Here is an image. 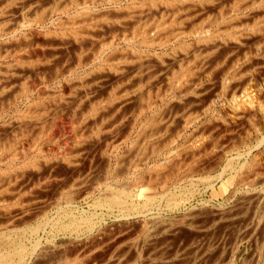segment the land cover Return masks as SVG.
I'll return each instance as SVG.
<instances>
[{
    "label": "rangeland",
    "instance_id": "rangeland-1",
    "mask_svg": "<svg viewBox=\"0 0 264 264\" xmlns=\"http://www.w3.org/2000/svg\"><path fill=\"white\" fill-rule=\"evenodd\" d=\"M129 1L0 0V259L264 264V0Z\"/></svg>",
    "mask_w": 264,
    "mask_h": 264
},
{
    "label": "bare ground",
    "instance_id": "bare-ground-1",
    "mask_svg": "<svg viewBox=\"0 0 264 264\" xmlns=\"http://www.w3.org/2000/svg\"><path fill=\"white\" fill-rule=\"evenodd\" d=\"M83 1H84V0H83ZM97 1H98V0H97ZM130 1H131V0H130ZM130 1H129V2H130ZM171 1H172V0H171ZM179 1H180V0H179ZM179 1H178V2H179ZM182 1H184V0H182ZM152 2H153V1H152ZM159 2H160V1L158 0V3H159ZM187 2H188V1H187ZM191 2H192V1H191ZM191 2H190V3H191ZM195 2H196V1H195ZM200 2H201V1H200ZM235 2H236V0H235ZM82 3H83V2H82ZM146 3H148V1H147ZM146 3H144V5H145ZM158 3H157V4H158ZM167 3H168V1H167ZM170 3H171V2H170ZM174 3H175V2H173V4H174ZM181 3H182V2H181ZM198 3H199V2H198ZM201 3H203V2H201ZM201 3H200V4H201ZM149 4H150V3H149ZM154 4H156V3H154ZM184 4H185V6H186V4H188V3L185 2ZM203 4H205V3H203ZM210 4H211V3H210ZM228 4H229V3H228ZM241 4H242V3H241ZM139 5H140V4H139ZM147 5H148V4H147ZM219 5H220V3H219ZM219 5H217V6H219ZM221 5H222V4H221ZM248 5H249V4H248ZM134 6H135V3H134ZM149 6H150V5H149ZM156 6H157V5H156ZM173 6H174V5H173ZM189 6H192V4H189ZM189 6H188V7H189ZM204 6H205V5H204ZM215 6H216V5H215ZM217 6H216V7H217ZM246 6H247V4H246ZM53 7H54V6H53ZM66 7H67V6H66ZM141 7H142V6H141ZM178 7H179V6H178ZM211 7H212V6H211ZM134 8H135V7H134ZM138 8H140V7H138ZM144 8H145V6H144ZM155 8H156V7H155ZM157 8H158V6H157ZM193 8H195V7H193ZM197 8H198V7H197ZM213 8H214V6H213ZM217 8H218V7H217ZM51 9H52V8H51ZM57 9H58V8H57ZM119 9H120V8H119ZM119 9H118V10H119ZM178 9H180V8H178ZM178 9H177V10H178ZM184 9H186V7L183 8V10H184ZM190 9H192V7H191ZM204 9H206V8H204ZM204 9H203V10H204ZM235 9H236V8H235ZM238 9H239V8H238ZM43 10H44V9H43ZM143 10H144V9H143ZM157 10H158V9H157ZM161 10H162V9H161ZM193 10H194V12L198 11V10L195 11V9H193ZM209 10H211V9H209ZM225 10H226V9H225ZM240 10H241V9H240ZM134 11H135V10H134ZM146 11H147V10H146ZM167 11H169V10H167ZM187 11H188V10H187ZM187 11H185L184 13H186ZM40 12H41V11H40ZM118 12H119V11H118ZM128 12H129V11H128ZM136 12H137V11H136ZM138 12H139V11H138ZM169 12H171V10H170ZM169 12H168V13H169ZM190 12H191V11H189V14H190ZM203 12H205V11H203ZM254 12H255V10H254ZM126 13H127V12H126ZM155 13H156V12H155ZM164 13H165V12H164ZM191 13H192V12H191ZM196 13H197V12H196ZM201 13H202V12H201ZM205 13H207V12H205ZM212 13H213V12H212ZM38 14H39V13H38ZM49 14H50V13H49ZM139 14H140V13H139ZM161 14H162V13H161ZM170 14H171V13H170ZM182 14H183V13H182ZM187 14H188V13H187ZM192 14H193V13H192ZM199 14H200V13H199ZM199 14H198V15H199ZM213 14H215V13H213ZM74 15H75V14H74ZM117 15H118V14H117ZM132 15H133V14H132ZM163 15H164V14H163ZM180 15H181V14H180ZM180 15H179V16H180ZM184 15H185V14H184ZM193 15H195V14H193ZM193 15H190V16H189V15H186V16H187V17H188V16H189V17H192ZM203 15H204V14H203ZM253 15H254V14H253ZM91 16H92V15H91ZM114 16H115V15H114ZM124 16H125V15H124ZM129 16H130V15H129ZM133 16H134V15H133ZM164 16H165V15H164ZM166 16H167V15H166ZM170 16H172V15H170ZM173 16H174V15H173ZM176 16H178V15H176ZM179 16H178V17H179ZM186 16H185V17H186ZM205 16H206V15H205ZM207 16H208V15H207ZM103 17H104V16H103ZM117 17H118V16H117ZM139 17H140V16H139ZM139 17H138V19H140ZM146 17H147V16H146ZM156 17H157V16H156ZM185 17H183V18H185ZM196 17H197V15H196ZM201 17H202V16H201ZM235 17H236V16H235ZM41 18H42V17H41ZM76 18H77V16H76ZM82 18H83V17H82ZM95 18H96V17H95ZM135 18H136V17H135ZM183 18H182V19H183ZM92 19H93V18H92ZM138 19H137V20H138ZM148 19H149V18H148ZM163 19H164V18H163ZM192 19H195V18H192ZM204 19H205V18H203V20H204ZM126 20H127V19H126ZM158 20H159V19H158ZM165 20L167 21V19H165ZM165 20H164V21H165ZM168 20H169V19H168ZM174 20H175V19H174ZM177 20H178V19H176L175 21H176V22H179V21H180V20H179V21H177ZM201 20H202V19H201ZM67 21H68V20H67ZM81 21H82V20H81ZM149 21H150V20H149ZM164 21H163V23H164ZM210 21H211V20H210ZM253 21H254V20H253ZM255 21H256V20H255ZM70 22L72 23V20H71ZM75 22H76V21H75ZM83 22H84V21H83ZM140 22H141V21H140ZM144 22H145V21H144ZM154 22H155V21H154ZM157 22H159V21H157ZM157 22H156V23H157ZM184 22H185V21H184ZM184 22H183V23H184ZM205 22H206V21H205ZM230 22H231V21H230ZM6 23H7V22H6ZM64 23H65V22H64ZM80 23H81V22H80ZM192 23H193V22H192ZM199 23H200V21H199ZM212 23H213V22H212ZM214 23H215V22H214ZM74 24H77V23H74ZM140 24H141V26H142V23H140ZM153 24H154V23H153ZM178 24H179V23H178ZM68 25H69V24H68ZM70 25H72V24H70ZM146 25H147V24H146ZM187 25H188V24H187ZM233 25H234V24H233ZM235 25H236V24H235ZM73 26H74V25H73ZM159 26H161V25H159ZM106 27H107V26H106ZM143 27H144V25H143ZM170 27H171V26H170ZM189 27H191V26H189ZM196 27H197V26H196ZM196 27H195V28H196ZM112 28H113V27H112ZM117 28H118V27H117ZM179 28H180V27H179ZM195 28H194V29H195ZM200 28H201V27H200ZM203 28H204V26H203ZM232 28H233V27H232ZM87 29H88V28H87ZM103 29H104V28H103ZM144 29H145V28H144ZM148 29H149V28H148ZM152 29H153V28H152ZM167 29H168V27H167ZM191 29L193 30L192 33H195V32L198 30V29H197V30H194L193 28H191ZM201 29H202V28H201ZM217 29H218V28H217ZM230 29H231V28H229L228 30H230ZM233 29H234V28H233ZM257 29H258V28H257ZM257 29L254 30V31H257ZM84 30H85V29H84ZM140 30H141V31H140ZM140 30H139V31L137 30V32H136V33H138V36H140V34L143 33V32H142V27H141ZM163 30H164V29H163ZM76 31H77V30H76ZM76 31H75V32H76ZM144 31H145V30H144ZM161 31H162V30H161ZM179 31H182V29H181V30H178L177 32H179ZM194 31H195V32H194ZM58 32H59V31H58ZM77 32H78V31H77ZM156 32H157V31H156ZM162 32H163V31H162ZM177 32L175 31V33H177ZM183 32H184V31H183ZM183 32H181V33H183ZM213 32H214V31H213ZM215 32H217V31H215ZM64 33H66V32H64ZM150 33H151V31H150ZM160 33H161V32H160ZM160 33H159V35H161ZM164 33H166V32H164ZM179 33H180V32H179ZM181 33H180V34H181ZM185 33H186V32H185ZM188 33H189V32H188ZM190 33H191V31H190ZM197 33H198V32H197ZM206 33H207V32H206ZM231 33H232V32H231ZM231 33H230V34H231ZM114 34H115V33H114ZM151 34H152V33H151ZM173 34H174V32H173ZM186 34H187V33H186ZM62 35L64 36L63 33H62ZM136 35H137V34H136ZM143 35H144V34H143ZM157 35H158V34H157ZM157 35H156V39H157V41H158V40H159V39H158V38H159V35H158V37H157ZM176 35L178 36V34H176ZM176 35H175V37H176ZM182 35H184V34H182ZM189 35H191V34H189ZM189 35H188V36H189ZM201 35H202V34H201ZM234 35H235V34H234ZM75 36H76V35H75ZM134 36H135V35H134ZM144 36H145V35H144ZM161 36H162V35H161ZM165 36H166V35H165ZM168 36H169V35H168ZM188 36H187V37H188ZM262 36H263V35H262ZM103 37H104V36H103ZM126 37H127V36H126ZM136 37H137V36H136ZM163 37H164V36H163ZM190 37H191V36H190ZM226 37H227V36H226ZM229 37H231V35H230ZM26 38H27V37H26ZM116 38H117V37H116ZM128 38H129V37H128ZM128 38H126V39H128ZM165 38H167V36H166ZM171 38H172V37H170L169 39H171ZM173 38H174V36H173ZM236 38H237V36H236ZM43 39H44V38H43ZM144 39H145V38H144ZM153 39H154V38L152 37V40H153ZM208 39H209V38H208ZM240 39H241V38H240ZM259 39H260V38H259ZM26 40H27V39H26ZM78 40H79V39H78ZM145 40H147V39H145ZM160 40H161V38H160ZM167 40H168V39H167ZM172 40H173V39H172ZM218 40H219V39H218ZM225 40H226V39H225ZM230 40H231V39H230ZM57 41H58V40H57ZM66 41H67V40H66ZM124 41H125V40H124ZM141 41H142V40H141ZM143 41H144V40H143ZM163 41H164V38H163ZM163 41H161V42H163ZM169 41H170V40H168L167 43H168ZM193 41H194V40H193ZM196 41H197V40H196ZM227 41H228V40H227ZM30 42H31V41H30ZM101 42H102V41H101ZM144 42H145V41H144ZM146 42H149V41L147 40ZM150 42H151V39H150ZM150 42H149V43H150ZM154 42H155V41H154ZM158 42H159V41H158ZM158 42H156V43H158ZM204 42H205V41H204ZM235 42H236V41H235ZM31 43H32V42H31ZM34 43H35V42H34ZM75 43H76V42H75ZM77 43H78V42H77ZM183 43H185V42H183ZM202 43H203V42H202ZM224 43H225V42H224ZM43 44H44V43H43ZM58 44H59V43H58ZM102 44H103V43H102ZM104 44H105V43H104ZM158 44H160V43H158ZM163 44L165 45V43H163ZM200 44H201V43H200ZM200 44H199V45H200ZM244 44H245V43H244ZM25 45H26V44H25ZM33 45H34V44H33ZM79 45H80V44H79ZM93 45H94V44H93ZM180 45H181V44H180ZM188 45H189V44H188ZM214 45H215V44H214ZM219 45H221V44H219ZM233 45H234V44H233ZM87 46H88V45H87ZM150 46H151V45H150ZM207 46H208V45H207ZM209 46H210V44H209ZM209 46H208V47H209ZM221 46H222V45H221ZM228 46H229V45H228ZM257 46H258V45H257ZM82 47H84V46H82ZM92 47H93V46H92ZM182 47H183V46H182ZM204 47L206 48V45H205ZM204 47H203V48H204ZM210 47H211V46H210ZM212 47H213V45H212ZM212 47H211V49H215V48H212ZM224 47H225V46H224ZM229 47H230V46H229ZM8 48H9V47H8ZM25 48H26V47H25ZM87 48H88V47H87ZM100 48H101V47H100ZM221 48H222V47H221ZM231 48H233V47H231ZM250 48H251V47H250ZM20 49H21V48H20ZM23 49H24V48H23ZM95 49H96V48H95ZM123 49H124V48H123ZM226 49H227V48H226ZM42 50H43V49H42ZM184 50H185V49H184ZM187 50H188V49H187ZM204 50H205V49H204ZM229 50H230V49H229ZM231 50H232V49H231ZM21 51H22V50H21ZM21 51H20V52H21ZM74 51H75V50H74ZM174 51H175V50H174ZM179 51H180V50H179ZM179 51H178V52H179ZM193 51H194V50H193ZM226 51H227V50H226ZM83 52H84V51H83ZM180 52H181V51H180ZM204 52H205V51H204ZM208 52H209V51H208ZM6 53H7V51H6ZM183 53H184V52H183ZM200 53H201V52H200ZM220 53H221V51H220ZM226 53H227V52H226ZM210 54H211V53H210ZM2 55H3V53H2ZM38 55H39V54H38ZM41 55H42V54H41ZM44 55H45V53H44ZM140 55H141V54H140ZM143 55H144V54H143ZM0 56H1V55H0ZM11 56H12V55H11ZM148 56H149V55H148ZM185 56H186V55H185ZM187 56H188V55H187ZM198 56H199V55H198ZM86 57H87V56H86ZM115 57H116V56H115ZM134 57H135V56H134ZM137 57H138V56H137ZM140 57H141V56H140ZM140 57H138V58H140ZM143 57H145V56H143ZM176 57H177V56H176ZM179 57H180V55H179ZM6 58H8V57H6ZM47 58H49V57H47ZM125 58H126V57H125ZM141 58H142V57H141ZM149 58H151V57H149ZM186 58H187V57H186ZM121 59H122V58H121ZM121 59H120V60H121ZM131 59H132V58H131ZM135 59H136V58H135ZM146 59H147V58H146ZM152 59H153V58H152ZM177 59H178V58H177ZM184 59H185V58H183V60H184ZM217 59H218V58H217ZM22 60H23V59H22ZM43 60H44V59H43ZM43 60H42V61H43ZM123 60H124V59H123ZM199 60H200V58H199ZM66 61H67V60H66ZM69 61H70V60H69ZM106 61H107V60H106ZM106 61H105V62H106ZM137 61H138V60H137ZM145 61H146V60H145ZM201 61H202V60H201ZM86 62H87V61H86ZM140 62H141V61H140ZM172 62H173V61H172ZM176 62H177V61H176ZM179 62H180V61H179ZM182 62H183V61H182ZM133 63H134V62H133ZM135 63H137V62H135ZM146 63H147V62H146ZM148 63L150 64L151 62H148ZM148 63H147V64H148ZM196 63H197V62H196ZM200 63H201V62H200ZM15 64H16V63H15ZM40 64H41V63H40ZM139 64H140V63H139ZM144 64H145V62H144ZM79 65H80V64H79ZM166 65H167V64H166ZM213 65H214V64H213ZM37 66H38V65H37ZM168 66H169V65H167L166 68H168ZM181 66H182V64H181ZM23 67H24V66H23ZM143 67H145V66H143ZM148 67H149V66H148ZM209 67H210V66H209ZM182 68H183V67H182ZM194 68H195V67H194ZM146 69H148V68H146ZM150 69H151V68H150ZM160 69H161V68H160ZM0 70H1V69H0ZM34 70H35V69H34ZM109 70H110V69H109ZM141 70H142V69H141ZM202 70H203V69H202ZM36 71H37V70H36ZM113 71H114V70H113ZM113 71H112V72H113ZM161 71H162V70H161ZM9 72H10V71H9ZM12 72H13V71H12ZM159 72H160V70H159ZM176 72H178V70H177ZM179 72H180V71H179ZM190 72H191V70H190ZM13 73H14V72H13ZM44 73H45V72H44ZM116 73H117V72H116ZM157 73H158V72H157ZM186 73H187V72H186ZM188 73H189V72H188ZM48 74H49V73H48ZM136 74H137V73H136ZM178 74H179V73H178ZM145 75H146V74H145ZM209 75H210V74H209ZM41 76H42V75H41ZM176 76H177V75H176ZM8 77H9V76H8ZM146 77H147V76H146ZM170 77H171V76H170ZM26 78H27V77H26ZM135 78H136V77H135ZM173 78H174V76H173ZM47 79H48V78H47ZM126 79H127V78H126ZM180 79L182 80V78H180ZM188 79H189V78H188ZM24 81H25V80H24ZM118 81H119V80H118ZM88 82H89V81H88ZM192 82H193V81H192ZM24 83H25V82H24ZM27 83H28V82H27ZM80 83H81V82H80ZM140 83H141V82H140ZM169 83H170V82H169ZM177 83H178V82H177ZM29 85H30V84H29ZM35 85H36V84H35ZM103 85H104V84H103ZM140 85H141V84H140ZM151 85H152V84H151ZM184 85H185V84H184ZM153 86H154V85H153ZM3 87H4V86H3ZM27 87H28V86H27ZM30 87H31V86H30ZM183 87H184V86H183ZM189 87H190V86H189ZM0 88H1V87H0ZM22 88H23V87H22ZM97 88H98V87H97ZM5 89H6V88H5ZM186 89H187V88H186ZM108 90H109V89H108ZM27 91H28V90H27ZM141 91H142V90H141ZM87 92H88V91H87ZM152 92H153V90H152ZM71 93H72V92H71ZM19 94H20V93H19ZM151 94H152V93H151ZM147 95H148V94H147ZM16 96H17V95H16ZM141 96H142V95H141ZM148 96H149V95H148ZM157 96H158V94H157ZM154 97H155V96H154ZM159 98H160V97H159ZM105 99H106V98H105ZM59 100H60V99H59ZM132 100H133V99H132ZM182 100H183V99H182ZM249 100H250V99H249ZM1 101H2V100H1ZM105 101H106V100H105ZM183 101H185V100H183ZM183 101H182V102H183ZM187 101H188V100H187ZM125 102H126V101H124V103H125ZM189 102H190V101H189ZM78 103H79V102H78ZM95 103H96V102H95ZM140 103H141V102H140ZM187 103H188V102H187ZM76 104H77V103H76ZM92 104H93V103H92ZM112 104H113V103H112ZM249 104L251 105V104H253V103H249ZM31 105H33V104H31ZM36 105H37V104H36ZM253 105H254V104H253ZM49 106H50V105H49ZM92 106H93V105H92ZM139 106H140V105H139ZM150 106H151V105H150ZM237 106H238V105H237ZM239 106H240V105H239ZM241 106H242V105H241ZM34 107H36V106H34ZM148 107H149V106H148ZM250 107H252V106H250ZM140 108H141V107H140ZM167 108H168V107H167ZM236 108H237V107H236ZM241 108H242V107H241ZM247 108H248V107H247ZM88 109H89V108H88ZM108 109H109V108H108ZM115 109H116V108H115ZM239 109H240V107H239ZM243 109H244V108H242V112L245 113V112L243 111ZM31 110H32V109H31ZM251 110H252V109H251ZM23 111H24V110H23ZM27 111H28V109H27ZM27 111H26V112H27ZM164 111H165V110H164ZM237 111L240 112L241 109H240V111H239L238 108H237ZM249 111H250V109H249ZM249 111H248V112H249ZM252 111H253V110H252ZM98 112H99V111H98ZM238 112H237V113H238ZM258 112H259V110H258ZM22 113H23V112H22ZM39 113H40V112H39ZM119 113H120V112H119ZM249 113H250V112H249ZM255 113H256V112H255ZM55 114H56V113H55ZM239 114H240V113H239ZM26 115H27V114H26ZM28 115H29V114H28ZM99 115H100V112H99ZM109 115H110V114H109ZM193 115H194V114H193ZM251 115H252V114H251ZM134 116H135V115H134ZM40 117H41V116H40ZM101 117H102V116H101ZM107 117H108V116H107ZM124 117H125V116H124ZM124 117H123V118H124ZM160 117H161V116H160ZM198 117H199V116H198ZM21 118L23 119V117H21ZM24 118H25V117H24ZM252 118H253V117H252ZM256 118H257V117H256ZM118 119H119V118H118ZM118 119H117V120H118ZM262 119H263V121H264V113H263V118H262ZM18 120H19V119H18ZM31 120H32V118H31ZM250 120H251V119H250ZM32 121H33V120H32ZM72 121H73V120H72ZM152 121H153V120H152ZM17 122H18V121H17ZM256 122H257V121H256ZM147 123H148V122H147ZM153 123H154V122H153ZM151 124H152V123H151ZM97 125H98V124H97ZM37 126H38V125H37ZM42 126H43V125H42ZM21 127H22V126H21ZM28 127H29V126H28ZM31 127H32V126H31ZM49 127H50V126H49ZM22 128H23V127H22ZM106 128H107V127H106ZM157 129H158V128H157ZM92 130H93V129H92ZM19 132H20V131H19ZM27 132H28V131H27ZM29 132H30V130H29ZM15 134H16V133H15ZM39 134H40V133H39ZM100 134H101V133H100ZM144 134H145V133H144ZM141 135H142V134H141ZM175 135H176V134H175ZM81 136H82V135H81ZM179 136H180V135H179ZM32 137H33V136H32ZM124 137H126V136H124ZM138 138H139V137H138ZM145 139H146V138H145ZM174 139H175V138H174ZM9 140H10V139H9ZM166 140H167V139H166ZM169 140H170V139H169ZM32 141H34V140H32ZM159 144H160V143H159ZM5 146H7V145H5ZM27 146H28V145H27ZM33 147H34V146H33ZM146 147H147V146H146ZM164 148H165V147H164ZM195 149H196V148H195ZM69 153H70V152H69ZM8 154H9V153H8ZM3 156H5V155H3ZM18 156H19V155H18ZM146 156H147V155H146ZM14 158H15V157H14ZM131 158H132V157H131ZM183 159H184V158H183ZM172 160H173V159H172ZM189 161H190V160H189ZM256 161H257V160H256ZM32 163H33V162H32ZM34 163H35V162H34ZM34 163H33V164H34ZM35 164H36V163H35ZM72 164H73V163H72ZM187 164H188V163H187ZM237 164H239V163H237ZM28 165H29V164H28ZM235 165H236V164H235ZM30 166H31V165H30ZM35 166H36V165H35ZM25 167H26V166H25ZM161 167H162V166H161ZM164 167H165V166H163V168H164ZM239 167H240V166H239ZM255 167H256V166H255ZM210 168H211V167H210ZM241 168H242V167H241ZM26 169H27V168H26ZM174 169H175V168H174ZM234 169H235V168H234ZM172 170H173V169H172ZM242 171H243V170H242ZM196 172H197V171H196ZM196 172H195V173H196ZM199 172H200V171H199ZM248 172H249V171H248ZM9 173H10V172H9ZM156 173H157V172H156ZM158 173H159V172H158ZM164 173H165V172H164ZM244 173H245V171H244ZM15 174H16V173H15ZM167 174H168V173H167ZM258 174H259V173H258ZM263 174H264V173H263ZM0 175H1V174H0ZM13 175H14V173H13ZM162 175H163V174H162ZM170 175H171V174H170ZM155 176H156V175H155ZM167 176H168V175H167ZM47 177H48V176H47ZM152 177H153V176H152ZM152 177H151V178H152ZM164 177H165V176H164ZM240 177H242V176H240ZM240 177L237 178V179H238V180H241V179H242V181L245 182V181L243 180V178L240 179ZM8 178H9V177H8ZM10 178H11V177H10ZM40 178H41V177H40ZM245 178H247V177H245ZM6 179H7V178H6ZM152 179H153V178H152ZM162 179H163V178H162ZM263 179H264V178H263ZM156 180H157V178H156ZM165 180H166V179H165ZM245 180L247 181V179H245ZM151 181H153V180H151ZM158 181H159V180H158ZM235 181H236V180H235ZM250 181H251V180H250ZM250 181H249V183H250ZM11 182H12V181H11ZM159 182H160V181H159ZM159 182H158V183H159ZM247 182H248V181H247ZM155 183H156V182H155ZM238 183H241V182H238ZM245 183H246V182H245ZM257 183H258V182H257ZM138 184H139V183H138ZM4 185H5V184H4ZM114 186H116V185H114ZM157 186H158V185H157ZM4 188H5V187H4ZM7 191H8V190H7ZM114 191H115V190H114ZM73 192H74V191H73ZM115 192H116V191H115ZM117 192H118V191H117ZM109 194H110V193H109ZM111 195H112V194H111ZM106 196H107V195H106ZM120 196H121V195H120ZM81 197H82V196H81ZM4 198H5V197H4ZM108 198H109V197H108ZM110 198H111V197H110ZM110 198H109V199H110ZM255 198H256V197H255ZM250 199H251V198H250ZM109 201L111 202V204H117V203H119V202L121 203V198H120L119 196H115V197L111 198ZM248 201H249V200H248ZM256 201H257V200H256ZM5 202H6V201H5ZM122 202H123V201H122ZM12 203H13V202H12ZM261 203H262V202H261ZM98 204H99V203H98ZM103 204H104V203H103ZM117 205H118V204H117ZM144 206H145V205H144ZM109 208H110V207H109ZM1 209H2V208H1ZM43 210H44V209H43ZM221 214H222V213H221ZM223 215H224V214H223ZM219 216H220V215H219ZM86 219H87V218H86ZM75 220H76V219H75ZM80 222H81V221H80ZM80 222H79V223H80ZM25 223H26V222H25ZM74 223H75V222H74ZM193 223H194V222H193ZM40 224H41V223H40ZM22 225H23V224H22ZM71 225H72V224H71ZM72 226H73V225H72ZM45 227H46V226H45ZM69 227H70V226H69ZM81 227H82V226H81ZM65 228H66V227H65ZM66 229H67V228H66ZM88 229H89V228H88ZM55 230H56V229H55ZM23 233H25V232H23ZM97 235H98V234H97ZM7 237H8V236H7ZM93 237H94V236H93ZM8 238H9V237H8ZM0 239H1V238H0ZM79 239H80V238H79ZM6 240H7V239H6ZM37 241H38V240H37ZM1 242H2V240H1ZM4 242H5V241H4ZM10 242H11V241H10ZM12 242H13V241H12ZM2 243H3V242H2ZM6 244H7V243H6ZM15 244H16V243H15ZM36 244H37V243H36ZM36 244H35V245H36ZM8 245H9V244H8ZM17 245H18V244H17ZM1 246L4 247V245H2V244L0 245V247H1ZM8 247H9V246H8ZM20 247H21V246H20ZM50 248H51V247H50ZM18 249H20V248L18 247ZM20 250H21V254H19V256H20L21 258H23V257H24V255H23V250H22V249H20ZM35 250H36V249H35ZM35 250H34V252H35ZM9 251H10V250H9ZM15 251H16V250H15ZM17 251H19V250H17ZM32 251H33V250H32ZM57 251H58V250H57ZM6 252H8V251H6ZM13 253H14V252H13ZM13 253L10 254V253L8 252L7 255H8V254L12 255ZM19 253H20V251H19ZM25 253H26V252H25ZM1 254H3V253H1ZM14 254H15V253H14ZM17 254H18V252H17ZM47 254H48V253H47ZM58 254H59V253H58ZM62 254H63V253H62ZM3 255H4V254H3ZM21 255H22V256H21ZM27 255H28V254H27ZM31 255H32V254H31ZM79 255H81V254H79ZM4 256H5V255H4ZM4 256L1 255L0 264H3V262H4V264L10 262V261H9V262H5V260H3V258H2V257H4ZM12 256H13V255H12ZM12 256H9V257L7 256L6 259H8V258H10V257H12ZM15 256H16V255H15ZM39 256H41V255H39ZM44 256H45V255H44ZM50 256H51V255H50ZM76 256H77V255H76ZM30 257H31V256H30ZM45 257H46V256H45ZM77 257H78V256H77ZM12 258H13V257H12ZM24 258H25V257H24ZM65 258H66V256H65ZM120 258H121V257H120ZM120 258H119V259H120ZM4 259H5V258H4ZM119 259H118L117 261H119ZM121 259H122V258H121ZM11 260H13V259H11ZM18 260H19V259H18ZM59 260H60V259H59ZM68 260H69V259H68ZM29 261H30V260H29ZM47 261H48V260H47ZM61 261H62V260H61ZM120 261H121V260H120ZM120 261H119V262H120ZM123 261H124V260H123ZM261 261H262V260H261ZM18 262H19V261H18ZM21 262H22V261H21ZM23 262H24V261H23ZM23 262H22V263H23ZM114 262H115V261H114ZM114 262H112V263H114ZM16 263H17V262H16ZM26 264H27V262H26ZM40 264H41V263H40ZM115 264H116V263H115Z\"/></svg>",
    "mask_w": 264,
    "mask_h": 264
}]
</instances>
